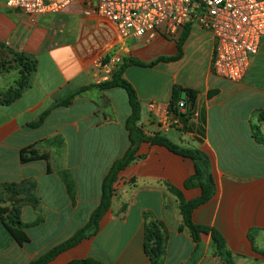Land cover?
<instances>
[{
  "label": "crops",
  "instance_id": "obj_1",
  "mask_svg": "<svg viewBox=\"0 0 264 264\" xmlns=\"http://www.w3.org/2000/svg\"><path fill=\"white\" fill-rule=\"evenodd\" d=\"M85 8L78 0L31 24L0 0V44L6 46L0 60L12 61L15 52L37 63L29 88L9 105L3 101L16 89L20 70L14 64L0 70V263L30 264L74 236L99 206L112 165L129 149L128 93L98 87L94 62L119 57L120 64H149L176 57L189 26L179 60L129 66L123 77L138 93L147 137L160 135L209 158L215 194L194 211L193 222L222 233L235 264H264V43L245 78L232 83L212 71L213 38L195 24L178 39H125L113 23L86 15ZM175 88L196 93V117L169 113ZM74 93L69 105L52 109ZM50 109L41 126L31 127ZM34 154L44 158L22 162ZM138 155L114 184L99 234L49 264H150L147 227L168 237L163 264H224L211 232L197 244L186 228L180 231L182 201L202 194L199 187L185 188L195 163L150 142L141 144ZM2 217L27 225L30 242L19 245Z\"/></svg>",
  "mask_w": 264,
  "mask_h": 264
},
{
  "label": "built area",
  "instance_id": "obj_2",
  "mask_svg": "<svg viewBox=\"0 0 264 264\" xmlns=\"http://www.w3.org/2000/svg\"><path fill=\"white\" fill-rule=\"evenodd\" d=\"M77 1L7 0V7L21 12L35 24L42 15L63 13ZM81 1L86 6V15L113 23L125 39H154L161 34L178 39L187 25L195 24L213 38L212 71L232 83L245 78L264 43V0ZM119 64L118 57L96 60L98 84L110 81ZM150 107L154 108V104ZM178 113L197 116L187 98L180 100ZM178 123L174 119L173 124Z\"/></svg>",
  "mask_w": 264,
  "mask_h": 264
},
{
  "label": "trees",
  "instance_id": "obj_3",
  "mask_svg": "<svg viewBox=\"0 0 264 264\" xmlns=\"http://www.w3.org/2000/svg\"><path fill=\"white\" fill-rule=\"evenodd\" d=\"M189 34V26L186 28L185 32L180 37L178 42V55L173 58H159L156 61L149 64H142L136 60L124 61L119 65L118 69L113 74V77L110 81H106L98 85L101 89L109 88H123L126 90L129 96L130 105L132 107V114L128 118L126 127L129 132L130 146L123 158L117 160L111 167L108 175L105 177L102 184V196L101 202L96 210L93 212L89 222L82 227L74 236L70 239L60 243L59 245L53 247L44 255H42L37 260L31 262L30 264H49L54 261L61 254L77 247L83 241L91 239L99 234L102 228V222L108 212L110 211L112 200L114 197V184L117 181L120 173L128 168L132 163L141 157L138 155L140 146L144 142H150L153 145L164 146L170 151L183 156L185 158L191 159L195 163L196 172L190 177L186 183L185 188L190 189L194 187H199L202 191V194L199 198L181 203V212L184 218L183 227L180 228V231L186 228L194 242L197 244L200 243L201 235L211 232L213 242L216 246V249L220 253V256L224 264H235L233 256L230 251L226 249V241L222 233L217 230H210L207 227L198 226L193 222V213L200 206L208 203L213 195L215 194V183L210 174V161L206 154L198 150H187L180 148L167 138L161 137L160 135H155L154 137H147L142 127H140L141 121V103L138 96V93L134 86L126 80L123 76L125 70L129 66H140L146 68L155 67L160 62H173L179 60L182 56L183 45ZM6 46L0 44V50H5ZM14 58L12 61H4L0 64V70L9 68L14 65L20 70L21 77L16 83V89L11 93V95L3 101L4 104H11L17 99H19L24 91L30 86V77L36 71V61L29 59L24 54L12 53ZM7 62V63H5ZM185 94L189 103L194 106L196 93L191 90H182L180 88H175L170 101L169 113L178 115V104L182 100V95ZM77 95V93L69 95L66 99L58 101L52 107L67 106L70 104L72 99ZM46 111L38 121L31 124V127H39L43 124L45 119L50 114L51 110ZM264 142V138H260ZM37 154H34V159L27 161L22 159L23 163L32 162L38 159H43ZM1 216L3 213L0 211ZM2 222L4 227L7 229L12 238L19 244L24 245L30 242L28 235L26 234L27 225L23 224L19 219H10L2 217ZM167 242L168 237L161 233L157 228L152 229L147 227L145 232V248L150 256V264H163L164 258L167 253ZM68 264H102L99 261L93 259H86L80 261H73Z\"/></svg>",
  "mask_w": 264,
  "mask_h": 264
},
{
  "label": "rangeland",
  "instance_id": "obj_4",
  "mask_svg": "<svg viewBox=\"0 0 264 264\" xmlns=\"http://www.w3.org/2000/svg\"><path fill=\"white\" fill-rule=\"evenodd\" d=\"M1 51H4V50H0V53H1ZM119 58V57H118ZM6 61V60H5ZM7 61H10V60H7ZM4 62V60H0V64L1 63H3ZM5 63H7V62H5ZM0 264H3V263H0Z\"/></svg>",
  "mask_w": 264,
  "mask_h": 264
}]
</instances>
